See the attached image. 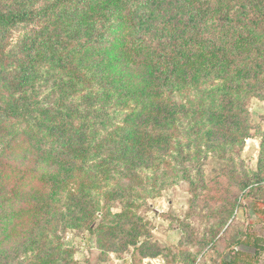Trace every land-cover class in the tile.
<instances>
[{
	"label": "rangeland",
	"instance_id": "374dc122",
	"mask_svg": "<svg viewBox=\"0 0 264 264\" xmlns=\"http://www.w3.org/2000/svg\"><path fill=\"white\" fill-rule=\"evenodd\" d=\"M110 5L112 12L117 0H0L1 14L24 13L0 24V101L8 103L29 97L21 93H33L40 101L62 97L85 105L89 97L92 105H103L98 101L106 94L100 87L109 83L108 78L102 79L116 60L111 57L117 54L116 41L126 35L137 38L138 18L143 14L132 10L123 18L118 11L106 21ZM173 8L178 5L169 9ZM104 20L106 39L100 55L94 56L96 42L85 47V40L98 37ZM77 71L91 80L83 82ZM109 84L111 103L126 98ZM13 85L18 87L14 92ZM262 86L257 94L264 98ZM177 101L186 106L184 97ZM87 111L86 121L92 127L87 131L88 143L100 142L101 149H86L85 159L77 162L76 177L60 190L28 197L34 208L17 234L0 245V258L6 259L0 264H143L139 254L154 255L166 264H218L228 261L233 251L247 254L236 264H264V100L247 97V136L223 145L207 143L205 124L195 128L190 115L179 114L173 147L163 146L153 155V164L160 168L152 171L144 164L132 165L129 173L137 177L131 180L120 178L118 172L112 176L108 169L110 163L121 165L111 161L115 155L111 152L118 139L126 138L124 116L132 124L138 120L136 114L123 109L106 114ZM40 115L32 109L26 120L41 119ZM5 117L0 113V119ZM114 122L118 129L112 127ZM23 128L22 123L0 121V144L7 145L6 137ZM68 138L73 141L71 134ZM6 147L0 156L10 160L24 152L2 151ZM36 160L49 173L44 162ZM57 168V173L68 170ZM1 195L3 225L21 199L4 202ZM46 198L52 204L49 209H45ZM209 198L229 204L212 203ZM2 228L0 238L5 234ZM136 234L137 244L142 242L139 251L137 244H131ZM246 235L248 243L239 242Z\"/></svg>",
	"mask_w": 264,
	"mask_h": 264
},
{
	"label": "trees",
	"instance_id": "16d2710c",
	"mask_svg": "<svg viewBox=\"0 0 264 264\" xmlns=\"http://www.w3.org/2000/svg\"><path fill=\"white\" fill-rule=\"evenodd\" d=\"M117 3V9L112 12L114 7H108L110 13L104 15L106 21L118 11L123 18L132 10L143 13L142 19L138 18L137 38L126 35L115 40L117 54L111 57L116 60L110 62L111 69L102 79L108 78L115 92L126 96L124 100L110 102L113 93L108 83L100 87L101 93L106 94L98 101L103 102L100 106L92 105L89 97L85 105H80L62 97L40 101L33 93H21L29 97L8 103L5 99L0 101V113L6 116L1 122L24 124L22 131L6 137L7 145L0 144V150L7 146L2 151L16 154L18 150L24 151L21 157L11 160L0 156V195L4 202L21 199L20 206L11 207L5 223L0 224L5 231L0 245L7 241L4 239L15 236L23 225L25 216L34 208L29 203L33 194L60 190L76 177L77 162L85 159L86 149H101L100 142L88 143L87 131L92 127L86 121L87 108L102 114L114 109L136 114L138 120L132 124L129 116H124L126 138L118 139L116 148L109 151L110 155L115 154L111 161L116 160V164L121 165L110 163L112 168L108 170L113 171L112 176L118 172L120 178L126 180L137 177L129 173L132 165L144 164L152 171L160 168L153 164V155L164 150H161L163 146L166 150L173 147V132L181 113L190 115L189 122L197 124L195 128H203L205 124L207 143L216 141L223 145L247 136V97L264 100L257 94L264 85V0H117ZM169 4L172 5L166 7ZM174 5H178V9H169ZM22 15L0 13V24L13 22ZM105 20L98 37L88 36L85 40V47L96 42L94 56L100 55L106 39ZM81 74L83 82L91 80L84 73L75 72L77 76ZM17 88L13 85L12 92ZM98 96L96 93L94 99ZM177 97L185 98V107L179 104ZM32 109L42 118L27 121L26 116ZM115 123L112 127L118 129ZM70 134L73 141L68 138ZM37 158L44 162L49 173L45 172V167L43 170ZM27 162L30 164L26 165ZM60 165L70 169L69 172L57 173ZM177 165L183 166V163L177 162ZM209 199L212 203L229 204L223 199ZM44 200L45 209L51 208V201ZM105 230L112 232L107 227ZM138 236L131 240L133 246L138 243ZM248 238L246 235V239L239 242L248 243ZM254 241L256 245L258 239ZM141 244H137L138 251ZM241 255L247 256L233 251L228 261L218 264H236ZM5 260L0 258L2 263Z\"/></svg>",
	"mask_w": 264,
	"mask_h": 264
},
{
	"label": "crops",
	"instance_id": "0c3cea01",
	"mask_svg": "<svg viewBox=\"0 0 264 264\" xmlns=\"http://www.w3.org/2000/svg\"><path fill=\"white\" fill-rule=\"evenodd\" d=\"M131 258H133L132 256L130 257V261ZM141 263L143 262V264H147L148 262H150V264H164V261L156 258V257H141ZM129 261V262H130Z\"/></svg>",
	"mask_w": 264,
	"mask_h": 264
}]
</instances>
